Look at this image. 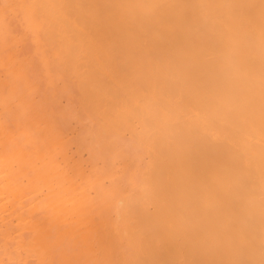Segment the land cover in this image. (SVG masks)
I'll return each mask as SVG.
<instances>
[{
    "label": "bare ground",
    "instance_id": "obj_1",
    "mask_svg": "<svg viewBox=\"0 0 264 264\" xmlns=\"http://www.w3.org/2000/svg\"><path fill=\"white\" fill-rule=\"evenodd\" d=\"M0 264H264V0H0Z\"/></svg>",
    "mask_w": 264,
    "mask_h": 264
}]
</instances>
